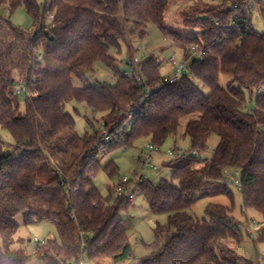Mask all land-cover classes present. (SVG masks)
<instances>
[{
	"label": "trees",
	"instance_id": "16d2710c",
	"mask_svg": "<svg viewBox=\"0 0 264 264\" xmlns=\"http://www.w3.org/2000/svg\"><path fill=\"white\" fill-rule=\"evenodd\" d=\"M216 1L219 6L184 15L185 26L202 28L201 35L185 36L166 25L172 0H47L43 5L0 0L11 13L22 7L34 22L33 31L26 32L0 14V140L1 131H7L12 142L10 151L0 146V264H31L30 254L14 248L24 242L18 237V216L25 224L50 221L57 229L59 240H29L40 264L76 262L82 231L90 240V259L107 257L121 264L132 258L123 222L132 201L104 197L95 186L101 157L142 137L161 146L183 119H188L185 136L191 150L167 164L172 179L154 183L142 177L135 186L127 184L152 213L168 215L167 223L154 229L148 254L138 264H254L232 247L242 241L243 226L230 209L209 205L203 220L188 212L202 198L233 199L224 173L237 169L245 209L263 219L255 244L264 243V34L246 10L231 8L250 1L264 17V0ZM149 24L184 53L193 45L203 47L205 59L194 60L179 80L164 84L161 64L153 57L136 64L133 54L143 46L129 45L124 63L131 71L123 73L110 50L120 49L129 37L144 39ZM99 61L114 74V84L92 83ZM221 75L231 76L227 87L220 84ZM18 85L29 94L24 110ZM247 93L255 98L251 111ZM72 102L102 114L99 130L76 131L67 110ZM106 132L116 139L99 156ZM214 136L218 143L204 161ZM105 169L109 177L118 173L113 162Z\"/></svg>",
	"mask_w": 264,
	"mask_h": 264
},
{
	"label": "rangeland",
	"instance_id": "374dc122",
	"mask_svg": "<svg viewBox=\"0 0 264 264\" xmlns=\"http://www.w3.org/2000/svg\"><path fill=\"white\" fill-rule=\"evenodd\" d=\"M46 2L47 0H39L42 5ZM219 5L220 2L216 0H172L166 13V25L171 30L185 36L201 35L202 28L199 26H197L198 28L195 25L185 26L184 15H196L201 10ZM231 8L233 9V7ZM250 9L254 28L264 34V17L259 12L260 7L252 4ZM0 14L23 31L32 32L34 29L33 19L22 7L11 13L9 5L6 4L0 7ZM202 17L208 18L209 16L202 15ZM121 20H124L123 17H121ZM128 41L130 42H122L120 49L112 48L110 50V55L117 57L121 61L120 70L123 73L131 71V68L124 63L129 58V45L134 49L143 46L145 54H139V60L144 61L151 57L155 58L161 64L160 73L163 77L173 73L172 60L176 59L180 62L184 57V51L176 46L170 37L165 36L155 24L148 25L147 36L144 39L129 37ZM133 55L135 60L137 54L134 53ZM91 81L92 83L114 84L116 78L105 63L99 61L95 65V73ZM231 81V76L221 75L220 84L223 87H227ZM196 84L206 94H209V90L200 82L196 81ZM28 97V92L17 95L22 110L26 106ZM255 106V98L247 93L246 108L251 111ZM67 110L74 116L76 131L80 135L85 133L92 134L95 130H99L102 125V114L93 111L83 103L72 102L67 106ZM88 121L92 122V125H89ZM187 121L188 119H183L177 133L168 137L161 146L154 145L150 138L142 137L134 140L131 146L118 148L103 155L100 160L101 168L94 178V184L101 194L104 197H109L111 194L112 198L115 199L117 197L116 187L123 178H127L132 183V186H135L142 177L154 183H159L161 180H171L173 170L167 164L174 160L178 154L182 155L191 150L190 140L185 136ZM217 143L218 138L214 136L209 141L207 148L215 149ZM11 144L8 132L1 131L0 146L3 151H10ZM151 146H155L157 150L152 151ZM169 151H173L174 155L169 156ZM148 155H151L154 161L152 165L143 164L144 159ZM111 162L118 170L114 177H109L105 169ZM154 166L156 170L153 168ZM237 173L239 171L233 168L226 169L224 173L233 199L226 195L202 198L188 212L195 219L203 220L206 218L205 212L209 205H221L230 209L235 219L243 226V239L240 244L232 246L233 249L243 260L261 264L260 262L264 258V243L255 244V238L257 232L262 228L263 219L256 211L245 209L241 190L236 186V181H240V176ZM167 220V214L152 213L144 197L138 192L134 194L131 206L127 211L123 212V222L133 250L132 258L126 261L125 264H138L139 260L148 254L146 246L150 245L154 240V229L158 224L165 225ZM254 220L257 221V224L252 223ZM17 221L20 224L18 237L24 242H17L14 248L23 249L30 254L32 256L31 264H40L37 257L32 255V249L36 245L29 240L34 238H38L40 241L59 240L55 225L50 221L25 224L21 216L17 217ZM249 231L253 232L252 236L248 235ZM85 258L93 264H108L109 261L107 257H104L97 262L94 259H90L87 254Z\"/></svg>",
	"mask_w": 264,
	"mask_h": 264
},
{
	"label": "built area",
	"instance_id": "2783aa9c",
	"mask_svg": "<svg viewBox=\"0 0 264 264\" xmlns=\"http://www.w3.org/2000/svg\"><path fill=\"white\" fill-rule=\"evenodd\" d=\"M251 6H252V3L250 1H248L246 6H244V7L236 6V5L232 6V7H233L234 10H238V9L246 10L247 17L248 18H252L251 17L252 11H250L251 10L250 9ZM139 54H145L143 47L141 48ZM139 54L137 56H135V60L134 61H135L136 64H139V62H140ZM206 55H207V52H206V50L203 47H200L198 45L191 46L189 48V50L184 53V57H183L182 61L179 62L176 59L172 60V65L174 66V71H173V73L171 75L165 77L163 83L164 84H171V83L176 82L177 80H179L183 76L184 73L188 72L189 66L194 60H204ZM15 91L17 93L24 92L25 91V87L22 86V85H18V86H16ZM115 139H116V135L108 134L107 132L104 133L103 138H102V145L98 149L99 156H102L104 154L105 147L110 145L111 143H113L115 141ZM151 150L152 151H156L157 148L155 146H151ZM213 152H214V149L208 148L207 154L204 155L202 157V159L204 161H208L209 160V155L212 154ZM168 155L169 156H173L174 155L173 151H169ZM192 155L194 157L199 158V153L196 152V151H192ZM177 157H181V154H178L175 158H177ZM153 162L154 161H153L151 155H148L144 159L143 164L144 165H152ZM153 168L156 170L155 166ZM129 182L130 181L127 178H123L120 181V183H119V185L117 187L116 193H117V197H125V196H127L130 201H133L135 193L131 192L130 188L127 187V184ZM236 186L240 188L241 185H240V181L239 180L236 181ZM78 189H79V184H77L74 187L73 193L74 194H78ZM252 223L253 224H257V221L254 220ZM249 233L253 235V232L249 231ZM80 236H81V239H82V246H81L82 247V253H81L80 258L76 262H74L72 264H93L91 261H87L86 258H85V255L87 254L86 248H87L88 243H89L90 240L86 237V235L84 234L83 231L80 233ZM35 241L38 242L39 240L36 238ZM108 260H109L108 264H115L110 258H108ZM262 263H264V258L262 260ZM121 264H125V263H121Z\"/></svg>",
	"mask_w": 264,
	"mask_h": 264
},
{
	"label": "water",
	"instance_id": "95a60500",
	"mask_svg": "<svg viewBox=\"0 0 264 264\" xmlns=\"http://www.w3.org/2000/svg\"><path fill=\"white\" fill-rule=\"evenodd\" d=\"M203 19H205L204 17H202Z\"/></svg>",
	"mask_w": 264,
	"mask_h": 264
}]
</instances>
